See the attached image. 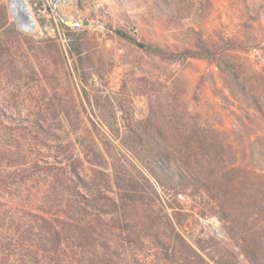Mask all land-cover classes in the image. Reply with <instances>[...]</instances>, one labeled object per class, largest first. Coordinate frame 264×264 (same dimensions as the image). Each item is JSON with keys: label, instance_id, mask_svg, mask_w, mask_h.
<instances>
[{"label": "trees", "instance_id": "obj_1", "mask_svg": "<svg viewBox=\"0 0 264 264\" xmlns=\"http://www.w3.org/2000/svg\"><path fill=\"white\" fill-rule=\"evenodd\" d=\"M122 1L167 29L186 27L182 45L142 50L215 66L223 86L210 72L213 93L234 106L233 127L166 86L149 115L127 118L117 135L145 173L112 136L77 133L89 127L59 43L19 31L0 0V264H264V70L250 57L264 8L244 0L242 29L213 36V0ZM182 194L219 220L223 239L183 234Z\"/></svg>", "mask_w": 264, "mask_h": 264}, {"label": "rangeland", "instance_id": "obj_2", "mask_svg": "<svg viewBox=\"0 0 264 264\" xmlns=\"http://www.w3.org/2000/svg\"><path fill=\"white\" fill-rule=\"evenodd\" d=\"M2 1L7 5L10 21L15 23L19 31L35 39L52 37L59 43L66 59V69L73 75L72 83L81 95V117L89 127L84 131L79 129L78 134L86 132L93 133L95 137L112 136L114 143L129 155L121 147L118 133L125 131L124 123L130 121L127 118L136 121L147 117L151 105L157 104L158 99L164 95L166 86H173L177 93H184V99L190 108H199L204 115L217 122L222 120L228 129L233 127L234 106L213 93L210 72L218 87L223 86L215 66L201 59L169 62L157 56H148L142 50L141 43L182 45L187 38L186 27L167 29L147 17L144 6L134 7L122 0H101L106 12L97 9L92 0H78L77 6L83 13L79 19L88 17L90 23L76 27L63 21L60 14L64 16L63 10L66 9L45 8L29 0L41 28L34 32L28 28L29 24L15 14L16 10L13 9L12 12V0ZM248 1L256 7L264 8V0ZM70 12L75 14L73 10ZM245 12L244 0H213L205 29L213 36L238 32L242 29L241 22ZM116 29H123L132 39L122 37L116 33ZM256 32L262 41L250 57L264 70V14L256 23ZM78 46L84 50L80 56L75 53ZM203 73L208 74L206 82L198 87ZM61 83L59 88L68 85L66 81ZM85 90L89 93L90 100L83 96ZM92 122L95 123V128ZM137 164L147 173L142 164ZM152 181L164 199L174 203L173 196L165 192L153 178ZM177 200L183 207L185 216L180 229L190 241L212 235L224 238L219 220L214 216L201 214L199 199L193 200L182 194ZM145 259L148 263L154 260L150 255Z\"/></svg>", "mask_w": 264, "mask_h": 264}, {"label": "bare ground", "instance_id": "obj_3", "mask_svg": "<svg viewBox=\"0 0 264 264\" xmlns=\"http://www.w3.org/2000/svg\"><path fill=\"white\" fill-rule=\"evenodd\" d=\"M11 8H12V12L16 10L15 14L17 13L19 17H21L19 14V10L22 9L26 13L27 19L26 20L22 19V20H24L25 23L30 25V26L28 25L29 26L28 28L30 30L36 32L41 29L38 19L35 15V12L29 0H12ZM60 8L66 9L65 10L66 12L63 10L64 16L66 17V19H70L71 21H77L83 14L80 11L79 7L77 6L76 0H64V3L60 5ZM70 10H73L75 14L70 12Z\"/></svg>", "mask_w": 264, "mask_h": 264}, {"label": "built area", "instance_id": "obj_4", "mask_svg": "<svg viewBox=\"0 0 264 264\" xmlns=\"http://www.w3.org/2000/svg\"><path fill=\"white\" fill-rule=\"evenodd\" d=\"M34 2L35 5H40L42 7H45L47 8L48 6L50 8H54V9H59L60 8V5L62 3H64V0H32ZM78 0H76V3H77ZM95 4V7L97 9H100L104 12L107 11L105 5L102 3L101 0H92ZM61 3V4H60Z\"/></svg>", "mask_w": 264, "mask_h": 264}, {"label": "water", "instance_id": "obj_5", "mask_svg": "<svg viewBox=\"0 0 264 264\" xmlns=\"http://www.w3.org/2000/svg\"><path fill=\"white\" fill-rule=\"evenodd\" d=\"M19 14H20L22 19H24V20L27 19L26 13L22 9L19 10ZM60 15H61V17H62L64 22H66L67 24L76 26V27H78V26H87L90 23V20L88 19V17H85V18L79 20L78 22H74V21H71L69 19H66L64 16H62V14H60ZM18 27H19V25H18Z\"/></svg>", "mask_w": 264, "mask_h": 264}]
</instances>
